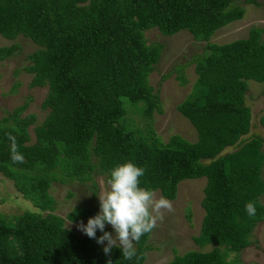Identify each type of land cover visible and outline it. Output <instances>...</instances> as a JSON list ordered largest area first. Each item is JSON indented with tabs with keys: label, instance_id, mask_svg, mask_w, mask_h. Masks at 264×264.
<instances>
[{
	"label": "trees",
	"instance_id": "trees-1",
	"mask_svg": "<svg viewBox=\"0 0 264 264\" xmlns=\"http://www.w3.org/2000/svg\"><path fill=\"white\" fill-rule=\"evenodd\" d=\"M243 12L238 0H0V37L22 35L36 45L23 70L30 87H46L40 123L33 113L21 116L27 101L0 117V174L36 209L11 219L0 213V264H143L151 225L138 218L139 193L157 190L171 200L181 180L199 177L203 215L192 240L211 248L175 254L167 264H232L228 253L247 246L264 220L263 139L243 137L250 127L247 81L264 82V28L252 26L223 44L209 39ZM150 28L163 36L184 30L206 42L174 66L180 84L187 64L195 75L175 107L195 130L194 141L173 134L163 142L151 127L160 108L147 76L161 44L146 42ZM14 48L0 47V59ZM128 106L143 128L124 117ZM259 123L264 130V117ZM96 176L114 191L103 214L81 206L64 217L51 212V182L89 183L94 194ZM115 214L124 216L134 246L99 245L100 223ZM86 217L100 225L82 237L64 226Z\"/></svg>",
	"mask_w": 264,
	"mask_h": 264
},
{
	"label": "rangeland",
	"instance_id": "rangeland-1",
	"mask_svg": "<svg viewBox=\"0 0 264 264\" xmlns=\"http://www.w3.org/2000/svg\"><path fill=\"white\" fill-rule=\"evenodd\" d=\"M253 3H245L238 0L244 12L240 19L231 21L218 28L210 37L209 42L216 44L227 43L236 38L247 35L252 26L264 28V4L261 0ZM147 43L158 42L161 50L153 70L148 74L147 81L157 94L160 112L151 114L150 124L154 134L165 142L171 135L177 134L194 141L196 132L188 122L176 110V105L189 92L195 78L192 65L183 68L186 78L185 84L178 83L174 66L186 64L188 59L195 53L202 51L205 41H196L187 31H179L170 36L161 35L156 28L146 29L143 32ZM14 45L12 53L0 59V117L6 115L13 108L27 101V106L21 116L26 113L35 115V124L42 121L45 110L40 107L45 96L46 87H30V74L23 70L28 63V55L36 49V45L28 38L18 35L13 39L0 37V47ZM165 75V77H163ZM127 102H124L126 104ZM245 104L250 109V127L244 138L258 135L263 139L264 130L259 123V118L264 117V82L247 81ZM127 105V104H126ZM133 126L143 128L144 119L133 109L127 107L124 116ZM33 125L28 127L29 143L34 140ZM232 148H226L230 151ZM262 175L264 177V167ZM96 192H91L89 183L51 182L48 188L49 195L53 198L52 213L64 217L66 212L75 206L91 207L97 215L103 214L102 207L108 205L109 198L114 194L111 184L101 176L94 178ZM205 183L204 177L187 178L181 180L177 185L176 196L168 200L160 196L159 192L152 191L148 197L143 192L139 193L138 218L142 223L151 225L148 236L150 248L145 252L143 264H167L175 255L182 254L188 250H208L210 245L203 248L198 247L192 240L199 231L200 220L203 209L200 201L203 196L202 188ZM264 203V195L261 197ZM24 210H36L31 201L23 198L17 192L12 182L0 174V213L7 219L17 215ZM46 213L43 211L42 214ZM189 213V219L186 214ZM148 216L143 221L142 216ZM124 216L115 214L110 216L105 223V230H97L98 243L101 247L109 245L134 246L132 238L122 228ZM93 217H86L79 221L70 222L64 220V226L71 229L82 237L88 231L98 229ZM249 244L242 248L237 254L228 253L226 260L232 264H264V220L257 222L250 233Z\"/></svg>",
	"mask_w": 264,
	"mask_h": 264
}]
</instances>
